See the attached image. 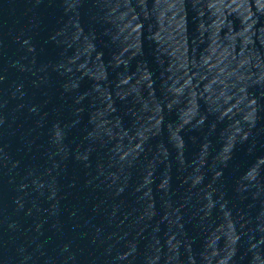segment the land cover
<instances>
[{
    "label": "water",
    "instance_id": "obj_1",
    "mask_svg": "<svg viewBox=\"0 0 264 264\" xmlns=\"http://www.w3.org/2000/svg\"><path fill=\"white\" fill-rule=\"evenodd\" d=\"M0 264H264V0H0Z\"/></svg>",
    "mask_w": 264,
    "mask_h": 264
}]
</instances>
